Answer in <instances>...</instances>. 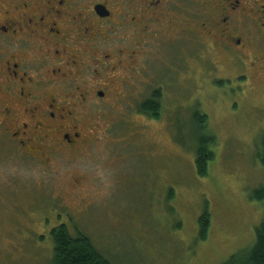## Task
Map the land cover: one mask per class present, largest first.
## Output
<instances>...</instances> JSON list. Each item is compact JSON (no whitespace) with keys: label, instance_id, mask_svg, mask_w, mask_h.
Segmentation results:
<instances>
[{"label":"rangeland","instance_id":"374dc122","mask_svg":"<svg viewBox=\"0 0 264 264\" xmlns=\"http://www.w3.org/2000/svg\"><path fill=\"white\" fill-rule=\"evenodd\" d=\"M241 32L240 53L183 32L176 71L165 67L176 41L151 43L134 76L124 70L119 89L89 98L99 126L85 148L43 163L0 146V264H52L59 223L85 231L111 264H221L249 246L264 216V199L250 196L264 184V34L252 23ZM159 83L155 118L138 106ZM198 135L213 136L203 176Z\"/></svg>","mask_w":264,"mask_h":264},{"label":"flooded vegetation","instance_id":"af4514ba","mask_svg":"<svg viewBox=\"0 0 264 264\" xmlns=\"http://www.w3.org/2000/svg\"><path fill=\"white\" fill-rule=\"evenodd\" d=\"M248 23L264 34V0H0V146L43 163L85 148L89 98L134 76L151 43L176 41V71L183 32L240 53Z\"/></svg>","mask_w":264,"mask_h":264},{"label":"trees","instance_id":"16d2710c","mask_svg":"<svg viewBox=\"0 0 264 264\" xmlns=\"http://www.w3.org/2000/svg\"><path fill=\"white\" fill-rule=\"evenodd\" d=\"M159 104L157 92H153L148 98L143 99L138 108L141 112L157 118L160 111ZM201 114L197 113L194 117L200 127L205 125L206 120V115ZM212 142V135L197 136L194 167L200 176L207 174V163L212 156L208 144ZM257 157L264 164V149L257 154ZM250 196L256 200H263L264 184L252 189ZM209 222V214L204 210L198 217L197 237L199 239L206 238ZM49 233L52 239V264H111L94 245L89 235L78 227L75 228L74 233H71L65 223H59L51 227ZM221 264H264V216L254 226L253 242L230 254Z\"/></svg>","mask_w":264,"mask_h":264}]
</instances>
